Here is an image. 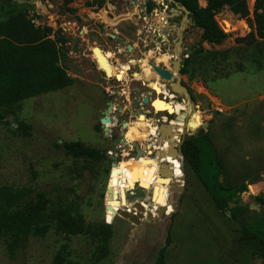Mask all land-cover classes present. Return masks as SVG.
I'll return each instance as SVG.
<instances>
[{
	"label": "rangeland",
	"instance_id": "obj_1",
	"mask_svg": "<svg viewBox=\"0 0 264 264\" xmlns=\"http://www.w3.org/2000/svg\"><path fill=\"white\" fill-rule=\"evenodd\" d=\"M148 1L71 0L68 5L63 0L24 2L28 5L25 12L36 25L51 28V38L64 40L58 43L60 64L74 82L64 89L19 102L11 108L7 122H0V187L46 191L56 203L72 204L74 213L86 223L102 222L106 214L110 219L116 205L137 215L142 224L117 214L111 222V255L102 259L101 240L67 235L54 228L45 237H32L14 259L0 239V264H156L164 247L165 264H264V246L258 240L244 239L239 222L228 210L217 206L194 170V147L187 145L201 129L208 131L224 166L220 178L223 184L246 183L248 191L242 194L241 201L250 206L256 199L257 209L250 206L252 215L264 211L257 199L264 198V39L253 35L247 19L226 7L216 19L228 37L219 45L204 42V51L200 45L201 29L190 24L186 20L188 14H184L186 30L179 29L182 62L196 52L194 66L203 77L181 73L190 100L185 92L172 89L170 82L174 80H165L157 73L155 81L160 87L161 83L165 85L161 96L167 93L176 110L184 107V113L180 119H175L179 113H155L150 104L134 106L128 100L136 97L133 86L142 92L148 88L129 77L142 73L143 67L154 69L150 62L171 69V63L178 58L169 41L174 30L169 27L171 20H166L168 12H159L158 5L152 6ZM249 2L252 12L253 3ZM199 3L205 6L206 0ZM127 45L133 47L131 52ZM92 46L101 47L106 60L111 57L128 65V80L119 83L108 78L94 61ZM224 51L227 59H223ZM165 55L170 58L168 63L156 61ZM109 101L115 104L120 121L106 135L97 126L102 124ZM139 113L154 126L165 120L174 121V141H163L167 149L172 142L180 145L186 131L180 155L164 159L175 165L174 173L184 185L183 191L169 193L163 187H148L141 181L135 185L141 172H127L121 165L119 176L111 174L116 153V161L129 158L124 154L128 151L129 155L130 147L116 139L122 137L125 121L136 120ZM17 121L32 125L30 136L16 131ZM148 140L157 147L162 142L154 135H149ZM71 141H82L105 151L107 159L94 163L67 155L58 144ZM151 152L150 156L155 157L154 148ZM257 183L263 186L253 194L249 186ZM108 188L114 191V199L107 194ZM135 202L144 209L137 208ZM164 202L171 205L167 215L158 218ZM150 214L156 217L151 222Z\"/></svg>",
	"mask_w": 264,
	"mask_h": 264
},
{
	"label": "trees",
	"instance_id": "obj_2",
	"mask_svg": "<svg viewBox=\"0 0 264 264\" xmlns=\"http://www.w3.org/2000/svg\"><path fill=\"white\" fill-rule=\"evenodd\" d=\"M70 1L63 0L65 5ZM179 1L191 11L194 25L202 31L200 45L203 50L204 42L219 45L227 39L228 34L216 19L217 14L226 7L233 14L247 19L253 28V35L264 39V0H256L252 12L249 0H206L205 6H201L199 0ZM26 6L27 3L21 0H0V122H7L6 118L12 113L11 108L19 102L64 89L74 82L60 64L58 43L64 40L51 38V28L36 25L34 19L25 12ZM222 54L223 59H227V51ZM195 55L196 52H193L185 60L181 73L190 77H203L201 70L198 71L199 68L194 66ZM97 128L102 129L101 125ZM31 130V124L17 121L18 133L30 136ZM188 144L194 147V170L217 206L228 210L230 216L239 222L244 239L258 240L264 246V211H255L252 215L248 204L229 207L230 202H241L248 185L223 184L220 178L224 174V166L209 132L201 129ZM58 146L67 155L84 157L94 163L107 159L105 151L82 141L64 142ZM257 199L264 205L262 196ZM117 216L113 213L108 221L112 222ZM52 228L67 235H88L99 239L102 241L99 257L102 259L111 255L109 243L114 234L113 223L105 220L86 223L81 215L74 213L72 204L56 203L46 191L31 187H0V239L11 259L28 246L32 237H45ZM165 256L164 247L159 252L156 264H165Z\"/></svg>",
	"mask_w": 264,
	"mask_h": 264
},
{
	"label": "flooded vegetation",
	"instance_id": "obj_3",
	"mask_svg": "<svg viewBox=\"0 0 264 264\" xmlns=\"http://www.w3.org/2000/svg\"><path fill=\"white\" fill-rule=\"evenodd\" d=\"M148 2L152 6L158 5V7H159L158 11L159 12L162 10L163 11L166 10L168 12V13H166V20L168 23L171 20V23H169V27L174 30V37L171 38L169 41L172 42L173 52L175 49V53H173V55L175 54L177 56V54H179L181 51V49H178V48L183 44V40H182L181 44L179 43L178 45H176L178 40L180 39L179 35L181 34V32H179V29L184 28L185 24H186V23L183 24V22H182V20L184 18L183 15L186 14L184 9H183V6H185V5L182 2H180L179 0H149ZM173 8H176V9H173ZM189 18H191V14L186 16V20L188 21ZM163 20H165V19H163ZM185 28L183 31L186 30ZM94 47L95 46H92L91 50L93 53L94 61L96 62L98 68L101 71H103V73L110 79L113 78L119 83H121L123 81H127L128 77H129L128 76L129 75L128 74L129 66L122 63L119 60H114V59H111V57L110 58L108 57L110 59L109 62L113 63V66L116 69H117V67H119V68L124 67L123 71L120 70V72H122V80L118 79V76L116 73H114L111 77H109L105 71V68H103L100 65L98 58H96L95 53H94ZM127 48H128V45H127ZM132 50H133V47H132ZM131 51H129V52H131ZM103 52H104V50H103ZM104 53L106 55V52H104ZM169 59L170 58L165 55L161 58H157L156 61H158V63H168ZM175 60H178V59H175ZM175 60H173V62L171 63V66H170L171 69H167L165 67H163V68L166 69L167 71H169L173 75L174 81H177L176 80V70L173 68ZM177 66H178V64H177ZM150 73L157 74V72L154 69H144V67H143L142 73L136 72V73H133L131 75V77H129L130 78L129 80H131L132 82H136V83L141 82L145 86H148V88L142 92L141 89L138 88V86H133V91H135L136 97H130L128 100H131V104L134 106H145L146 104H150V108H152V110L155 113L168 112V110L156 111L155 103H158L160 101H165V102L174 104L175 102L168 99L167 93H166V96H161V94L164 95V93H165V89L161 88V87H164L165 85L160 84L161 85V87H160L158 84V86H156L157 85L156 81H154V82H152V80L150 81V79H152L150 76ZM148 81H150L149 82L150 85H147ZM170 83H172V82H170ZM154 94H157V95H154ZM144 98H148L147 103L144 102ZM171 98H173V96ZM109 103L113 104V111L111 113V117H112V123L111 124L112 125L111 126L109 125V126L110 127H116L117 124L115 123V120L118 117H117L116 112L114 111L115 110V104L112 101H109L108 106H109ZM108 106H107V108H108ZM182 110H184V107L176 110V113H179L178 117H181V115L184 113V112H182ZM147 115H149V113H147ZM175 119H177V118H175ZM118 120H119V118H118ZM173 122L174 121L166 122V120H165L162 124H164V123H167V124L171 123L172 124ZM125 123H127L128 126H126L124 128V130L122 131V137H121L122 142L125 145H128L130 147L129 152L134 150L135 144H138L139 147L142 149V151L145 154H142L138 158L130 157L126 160L123 159V160L117 161V168H119L118 167L119 165H121L124 168H129L133 165H136L140 160H143L145 162L144 164H149V165L144 166V167H137L135 172L138 171L141 173H140V178L137 179V181H135V185H136V183H139L141 181V182H143L144 185H146L148 187H153V188L154 187H163L165 189V192L171 193L172 192L171 191V189H172V185H171L172 178L169 176L162 175V173L160 172L161 168H165V167L170 168V166H165V164H168L169 162H164V160H163L160 162V166H154L153 165V158L154 157L150 156V154L152 153L151 150L153 148L155 149V155H156L157 151L161 150L160 145H159L160 147L153 146V142H150L148 140L149 135H154V136L160 137V135L158 134V131H155V129L160 127V125L154 126V125L150 124V120L146 119V117H144L142 113L138 114V117L136 120L125 121ZM101 128H102V124H101ZM162 144L164 145L165 142H163ZM166 148H167V146H166ZM124 156H129L128 151H125ZM173 174H174L173 176L175 177V180L178 182L177 176H175V173H173ZM159 179L167 180V181H169V183L159 182L158 181ZM159 193H160V191H159ZM165 195H167V194L165 193ZM164 205H166L167 209H168L169 205H171V204L164 202Z\"/></svg>",
	"mask_w": 264,
	"mask_h": 264
},
{
	"label": "water",
	"instance_id": "obj_4",
	"mask_svg": "<svg viewBox=\"0 0 264 264\" xmlns=\"http://www.w3.org/2000/svg\"><path fill=\"white\" fill-rule=\"evenodd\" d=\"M22 2H27V0H21ZM36 0H31V3H34ZM251 2L253 3V6H254V4H255V2H256V0H251ZM183 9H184V11H185V13L186 14H191V11L186 7V6H183ZM188 22L190 23V24H194V20H193V18L191 17V18H189L188 19ZM185 28V27H184ZM183 28V29H184ZM180 36V39L178 40V42H177V44L176 45H178L179 43L181 44V42H182V35L180 34L179 35ZM94 49H97V47H95ZM178 49H181V51H182V47L180 46ZM128 50L129 51H131L132 50V46H128ZM180 51V52H181ZM150 64L153 66V68H154V70L159 74V76H161V78H163V79H165V80H169V81H173V75L169 72V71H167L166 69H164L163 67H161V66H159V65H156V64H154L153 62H150ZM178 64V71H177V75H176V80L178 81V82H180V80L182 79L181 78V70H182V68H183V66H184V64H183V62H182V58H181V55H180V53H179V59L178 60H175V62H174V66H173V68L175 69L176 68V65ZM176 84V82H172V84H171V87H172V89L174 90V85ZM181 87L184 89V92L187 94V98L188 99H190V100H192L191 99V96H190V94H189V91H188V89H187V87L186 86H184V85H181ZM144 102L145 103H147L148 102V98H144ZM112 110H113V104L112 103H109V106H108V108H107V110L104 112V116L101 118V122H102V128H103V130H104V133L106 134V135H110V126H109V123H111L112 122V117H111V112H112ZM178 119H180V117H177ZM118 118H116V120H115V123L116 124H118ZM160 140H165V138H167L166 137V132H168L169 131V128L168 127H165V129L163 128V124H161L160 125ZM172 133V132H171ZM185 134H186V131L182 134V141L180 142V145L178 144L177 146H179V147H175V148H170L169 150H159L158 152H159V155H160V157L161 158H164V157H166V156H168V155H171V156H174V157H177V156H179L180 155V152H181V146H182V144H183V142H184V139H185ZM171 136H172V134H171ZM121 139L122 138H118V139H116V142L117 143H119V142H121ZM144 152L142 151V149L139 147V145L138 144H135V148H134V150L133 151H130L129 152V158L130 157H135V158H138L139 156H141L142 154H143ZM117 157H118V154L116 153L115 154V156L113 157V159H114V161L112 162V164H111V174L113 175V174H116L117 172H118V168L116 167L117 166V161H116V159H117ZM165 166H171L170 168H161L160 169V172L162 173V175H165V176H169V177H171L172 178V182H171V185H172V187H173V189H175V190H177V191H183L184 190V185L183 184H181L180 182H177L176 180H175V177L173 176L174 174V170L172 169L173 168V165L172 164H170V163H168V164H165ZM117 183V181H116V179H113V184H116ZM109 193V195H110V197L113 195V192L111 191V189L110 188H108L107 189V194ZM254 201H255V203H256V199H253ZM136 205V207L137 208H139V209H144L140 204H138V203H136L135 204ZM237 205H241V206H245V205H247L245 202H243V201H241V202H239V203H235V202H230L229 203V207L230 208H233V207H236ZM251 207H252V204L250 205ZM159 214H160V217H162V216H164V215H167L166 214V208L163 206V207H161L160 208V210H159ZM122 216L124 217V218H127L129 221H131V222H134L135 224H136V222H138L139 220H138V217H137V215H135V214H131L130 212H127V211H122ZM105 220H106V222L107 223H111L110 221H108L109 220V215L108 214H106L105 215Z\"/></svg>",
	"mask_w": 264,
	"mask_h": 264
},
{
	"label": "bare ground",
	"instance_id": "obj_5",
	"mask_svg": "<svg viewBox=\"0 0 264 264\" xmlns=\"http://www.w3.org/2000/svg\"><path fill=\"white\" fill-rule=\"evenodd\" d=\"M95 47H97V49H94V53H95V56H96V58H98V60H99V62H100V65L103 67V68H105V71H106V73H107V75L109 76V77H111L114 73H116L117 74V76H118V79L119 80H122V73H120L119 71H117L116 69H115V67L111 64V62H109V61H107L106 59H105V53L103 52V49L101 48V47H99V46H95ZM94 47V48H95ZM177 58L179 59V54H177ZM175 70H176V75L178 74L177 73V71H178V66L176 65V68H175ZM150 76H151V78H152V82H154L155 81V79H158V74H152V73H150ZM174 82H176V84L174 85V90L175 91H177V92H184V89L181 87V85H183L182 83H181V80H180V82H178V81H174ZM157 83V82H156ZM162 84V83H161ZM153 85V84H152ZM156 86H158V83H157V85ZM173 96V95H172ZM155 107H156V111H166V110H168V112H169V114H174V113H176V108H175V104H173V103H168V102H165V101H160V102H158V103H155ZM113 111V110H112ZM112 113V112H111ZM178 117V116H177ZM176 117V118H177ZM172 122V121H171ZM112 123V122H111ZM111 123H109V125L111 124ZM167 123H164L163 124V128L165 129V127H168L169 128V131L168 132H166V137L167 138H165V140H161L162 142L163 141H166V140H170V139H172L173 141H174V138H175V136H174V131H173V125L170 123V124H167ZM125 125L126 126H128V124L127 123H125ZM111 126V125H110ZM159 128V129H158ZM158 128H156L155 129V131H158V134L160 133V127H158ZM172 132V133H171ZM171 134H172V136H171ZM160 135V134H159ZM162 142H161V144H162ZM161 144H160V146H161ZM154 146V145H153ZM159 146V147H160ZM171 148H175V147H177V145H176V143L175 142H172L171 143ZM158 149V148H157ZM161 149L162 150H169V149H167V148H165L164 147V145L161 147ZM143 154H145V153H143ZM171 155H168V156H166V157H164V158H161L160 157V155H159V152L157 151V153H156V155H155V157L153 158V165L154 166H160V162L161 161H163L164 159H167V158H169ZM143 157V156H142ZM172 157H174V156H172ZM145 162L143 161V160H140L136 165H133V166H131V167H129V168H126V170H127V172H134V171H136V169H137V167H144V166H146V164H144ZM156 163V164H155ZM171 164V163H170ZM173 165V164H172ZM162 166V165H161ZM117 167V166H116ZM119 167V166H118ZM171 167V166H170ZM173 170H174V172H175V165H173V168H172ZM159 182H163V183H169V181H167V180H161V179H159L158 180ZM262 186H263V184L262 183H257V184H253V185H250L249 186V189H250V192L251 193H253V194H256L261 188H262ZM171 191H177V190H175V189H173V187H172V189H171ZM136 203H138V202H135L134 203V205L136 204ZM139 204V203H138ZM136 206V205H135ZM165 208H166V213H167V206L166 205H163ZM162 206V207H163ZM252 207L253 208H255V209H257V206H256V203H255V201L254 200H252ZM113 210H114V213H116V214H118L120 217H122L123 219H125V220H128L127 218H124L123 216H122V211H127V210H125V209H123V208H121V207H119V206H116V205H113ZM128 212V211H127ZM158 218H161L160 217V214H158V216H157ZM155 216L153 215V214H150L149 215V217H148V220H149V222H151V221H153V220H155ZM138 222H136V224H142L141 223V220L138 218Z\"/></svg>",
	"mask_w": 264,
	"mask_h": 264
}]
</instances>
